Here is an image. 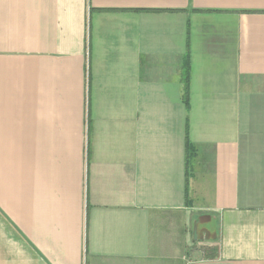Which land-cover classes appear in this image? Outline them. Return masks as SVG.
I'll return each instance as SVG.
<instances>
[{
	"label": "crops",
	"instance_id": "0c3cea01",
	"mask_svg": "<svg viewBox=\"0 0 264 264\" xmlns=\"http://www.w3.org/2000/svg\"><path fill=\"white\" fill-rule=\"evenodd\" d=\"M0 264H264V0H0Z\"/></svg>",
	"mask_w": 264,
	"mask_h": 264
},
{
	"label": "trees",
	"instance_id": "16d2710c",
	"mask_svg": "<svg viewBox=\"0 0 264 264\" xmlns=\"http://www.w3.org/2000/svg\"><path fill=\"white\" fill-rule=\"evenodd\" d=\"M183 71L181 73V81L183 83V95H184V99L186 101V105L188 106V96H189V72H190V62H189V55H188V50L185 54V59H184V63L182 65ZM192 146V144L190 143L189 139H188V132H187V136H186V147H187V151L188 149H190V147ZM188 202V201H187ZM212 251V253L216 252L217 253V247H214L212 249H210Z\"/></svg>",
	"mask_w": 264,
	"mask_h": 264
}]
</instances>
